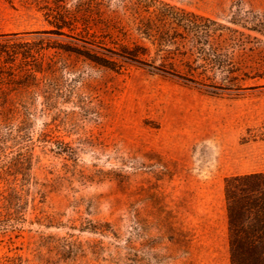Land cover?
<instances>
[{
    "label": "rangeland",
    "instance_id": "obj_1",
    "mask_svg": "<svg viewBox=\"0 0 264 264\" xmlns=\"http://www.w3.org/2000/svg\"><path fill=\"white\" fill-rule=\"evenodd\" d=\"M160 1L0 0L24 47L0 60V264H231L230 242L199 257V203L206 175L264 170V33L231 22L264 0ZM172 10L228 27L211 41L241 73L137 29L185 34Z\"/></svg>",
    "mask_w": 264,
    "mask_h": 264
},
{
    "label": "trees",
    "instance_id": "obj_2",
    "mask_svg": "<svg viewBox=\"0 0 264 264\" xmlns=\"http://www.w3.org/2000/svg\"><path fill=\"white\" fill-rule=\"evenodd\" d=\"M136 2L147 12H150L147 16L142 15L143 19L151 18V15L157 11H150L153 6L150 2L158 3L156 9L167 8V4L160 0H136ZM172 11L173 13L167 17L173 21L176 20V25L182 26L185 34L176 29L174 33L177 36L170 35V31L165 29L166 17L164 20L159 19L161 25L159 22L155 23L149 19L147 23L138 25L137 29L148 37H152L154 34L158 35L159 44L171 40L175 41L177 37L183 39L185 37H190V39L198 37L199 40L196 42L200 47L197 49L204 54L206 64L211 65V67L218 64L232 75L240 71L239 68L236 70L234 52L220 53L218 45L211 41L214 34L220 33L222 35L224 29H229L228 27L210 18L192 13L179 18L178 14H174V10ZM164 15L165 13H163ZM231 22L264 33V18L258 15L253 16L252 19L248 17L245 20L234 15ZM165 35L170 36L171 40H168ZM13 41L14 35L0 34V60L13 59L22 53L24 47H18V44ZM245 76L248 75L245 74ZM225 191L229 219L231 264H264V172L228 177L226 178Z\"/></svg>",
    "mask_w": 264,
    "mask_h": 264
},
{
    "label": "crops",
    "instance_id": "obj_3",
    "mask_svg": "<svg viewBox=\"0 0 264 264\" xmlns=\"http://www.w3.org/2000/svg\"><path fill=\"white\" fill-rule=\"evenodd\" d=\"M256 172H264V170L251 171L247 173L249 174ZM247 173H242V175ZM229 176L233 175H223L222 173H210L205 176L206 178L218 179V195L216 196L215 194V188L212 185L213 182H208V185H206L205 188L204 198L199 203L200 211H203L205 213V218L200 223V230L197 231V235L199 236L197 240L200 244L198 251L202 253L199 255V257L215 258L219 256V246H221L222 249L225 248V244L226 247H229V239L227 237V232H224V234L223 232H221V220L217 218L216 214L217 210L220 209V211H222L221 206H223V179H226ZM222 221H224L223 228H226L227 230V220H225L224 218L222 219ZM221 234L222 236L225 235V238L222 237V239H220Z\"/></svg>",
    "mask_w": 264,
    "mask_h": 264
}]
</instances>
